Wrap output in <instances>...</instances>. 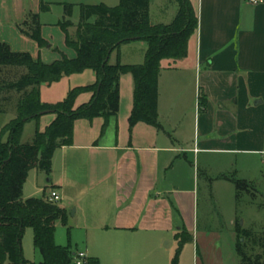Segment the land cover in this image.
Returning <instances> with one entry per match:
<instances>
[{
	"label": "crops",
	"instance_id": "0c3cea01",
	"mask_svg": "<svg viewBox=\"0 0 264 264\" xmlns=\"http://www.w3.org/2000/svg\"><path fill=\"white\" fill-rule=\"evenodd\" d=\"M43 1L49 11L41 10ZM79 1V7L120 3ZM152 1L151 23H172L178 1L165 0L175 9L157 21L151 17ZM190 2L198 28L188 54L161 62L162 129L144 122L130 129L134 81L126 97L123 76L119 114L110 119L105 133L101 135L102 117L78 119L74 143L54 153L50 179L41 183L46 193L58 190L60 205L68 212L73 209L72 216L85 223L82 237H70L76 255L83 253L99 264H172L184 234L189 239L180 248L178 264H241L238 214L227 223L220 209L224 201L230 204L236 198L238 206L243 201L233 179L264 199V3ZM65 3L72 2L0 0V44L49 64L61 59L60 52L69 48L61 25ZM55 4L63 5V12L56 14ZM34 15L44 46L24 31ZM71 28L74 35L76 27ZM137 43L145 59L147 44ZM122 52L117 50L118 59ZM91 96L80 95L76 104ZM13 115L11 110L0 112V131ZM55 118L45 122V129ZM35 259L41 263L43 256Z\"/></svg>",
	"mask_w": 264,
	"mask_h": 264
},
{
	"label": "trees",
	"instance_id": "16d2710c",
	"mask_svg": "<svg viewBox=\"0 0 264 264\" xmlns=\"http://www.w3.org/2000/svg\"><path fill=\"white\" fill-rule=\"evenodd\" d=\"M179 11L170 24H152L151 0H120L115 7L100 4H81L80 21L71 20L75 5L65 3V19L61 23L67 34V44L75 48L77 55H63L53 63L34 58L29 52H14L9 45L0 44V67L24 69L16 80H5L6 91L20 93L14 104L16 116L0 131V264H75L76 254L69 240L59 245L55 239L57 220L68 223V210L59 202L49 201L47 193L40 197H23V188L32 169L50 174L55 151L74 143L75 122L78 119H104L101 135L112 117L120 110V80L131 74L134 81V104L129 117L130 129L144 122L162 129L159 121V74L165 59L179 60L188 54L191 36L198 28V17L190 0H177ZM42 11H49L44 1ZM76 27L71 35L69 28ZM26 34L41 46L46 41L41 36L38 16L27 21ZM143 40L147 43L145 61L142 64H116L111 55L121 45ZM93 70L96 81L69 90L67 96L56 103L42 100L41 87L52 84L64 76ZM91 93L88 102L76 106L80 95ZM10 99L0 101V112H9ZM49 113L56 118L45 130L36 129L33 141L23 143L22 133L27 122ZM225 178V177H224ZM238 196L247 183L233 179ZM34 230V242L43 261L33 262L24 256L23 235L26 228ZM236 249L241 264H264V230L244 228L237 224ZM189 239L180 236V247ZM177 251L172 264H178ZM85 264H99L97 259L87 258Z\"/></svg>",
	"mask_w": 264,
	"mask_h": 264
},
{
	"label": "rangeland",
	"instance_id": "374dc122",
	"mask_svg": "<svg viewBox=\"0 0 264 264\" xmlns=\"http://www.w3.org/2000/svg\"><path fill=\"white\" fill-rule=\"evenodd\" d=\"M75 4L74 13L72 16V20L77 24L80 21V7L79 0H66ZM101 2V0H90V2ZM108 4L116 5L119 3V0H107ZM54 9L56 14L59 12H63L64 8L61 4H55ZM175 9L174 4L167 3L165 0H153L152 1V10H151V17L153 21L159 20L162 15L168 16L171 14L172 10ZM56 14L54 17H56ZM72 28L70 29V34L72 32ZM66 34L65 30H63ZM139 41L142 43L147 44L143 40H135L128 43L121 45L120 49H122V55L120 59L117 58V50H115L111 57L110 62L116 64L118 61L121 63L128 62L129 64H140L144 62V53L141 52V48L139 45ZM135 43V44H134ZM69 48L65 50V52H60V57L62 58L63 55L66 53L73 54L74 56L77 55V51L75 48L68 46ZM68 57V55H66ZM123 56V58H122ZM49 64V63H48ZM25 72L24 69H17V68H5L0 67V101L4 103L6 99H10V107L11 111L13 112V117L16 116V109L14 104L20 97V93L15 91H6L3 88V82L5 80H16L18 79L23 73ZM124 76V77H123ZM124 82H123V91L124 95L127 97L129 91L131 92L133 87V77L131 74L122 75ZM96 81V78L93 74V70H86L82 73L73 74L70 76H64L59 81L53 82L52 84H43L41 87V97L42 100L49 103H56L63 100L70 89L77 87V86H85L88 84H92ZM78 101V100H77ZM78 102L77 104H79ZM76 104V106H78ZM56 116L54 113H49L41 116L38 119H33L27 122L24 126L23 133H22V141H25L26 144H30L33 141L34 134L36 131L37 125L42 127V130L45 129L44 124L45 122H49L51 116ZM47 179H50V174H47L43 170L32 169L27 177V180L24 184L23 188V197L31 198V197H40L44 194L43 183L46 182ZM243 201L238 206L236 204V198L230 204L227 201L223 202V205L220 210L225 214L226 218L225 221L229 222L231 216H235L236 213L238 214V223L240 226L244 228H250L253 230H264V199L259 197V194L255 193L251 187L244 186L243 187ZM227 199V198H226ZM252 199L255 203L252 202ZM63 204V202H60ZM204 199H201V212L204 211ZM200 212V213H201ZM68 223L63 224L62 220H57L56 222V230L55 235L60 241V245H67L69 240L71 239V235L73 236H83V232L85 229V223L80 222L79 219L74 218L73 209L68 212ZM23 252L26 259L34 261L36 260V256H41L40 250H38L35 246L34 242V230L32 227L26 228L24 235H23ZM59 244V243H58ZM37 262V261H34ZM40 263V262H39Z\"/></svg>",
	"mask_w": 264,
	"mask_h": 264
},
{
	"label": "built area",
	"instance_id": "2783aa9c",
	"mask_svg": "<svg viewBox=\"0 0 264 264\" xmlns=\"http://www.w3.org/2000/svg\"><path fill=\"white\" fill-rule=\"evenodd\" d=\"M252 5H259L264 3V0H248ZM49 201L52 202H60L62 200V196L60 192L56 189L51 188L47 193L46 197ZM75 264H85L87 262V258L83 253H80L75 256Z\"/></svg>",
	"mask_w": 264,
	"mask_h": 264
}]
</instances>
